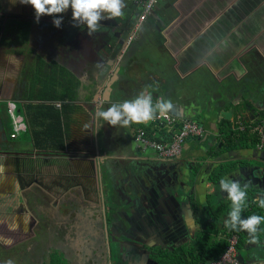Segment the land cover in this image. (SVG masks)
Segmentation results:
<instances>
[{"label": "crops", "instance_id": "1", "mask_svg": "<svg viewBox=\"0 0 264 264\" xmlns=\"http://www.w3.org/2000/svg\"><path fill=\"white\" fill-rule=\"evenodd\" d=\"M143 2L125 0L123 16L102 20L99 31L92 34L85 25L75 26L71 8L57 14L63 16L57 28L54 16L42 15L37 23L32 6L19 0H4L0 5L4 20L0 21V203H15L8 206L12 207V220L2 216L0 232L15 231L30 237L35 234L31 224H39L34 216L51 214L53 220H60L53 223L64 234L63 241H55L53 251L66 264L82 240L75 241L70 230L64 229L67 211L58 212L67 195L73 194L69 190L57 194L51 187L66 189L68 181L83 173L85 195L89 200L99 199L106 218L102 203L108 207V187L118 189L124 199L128 192H122L121 182L145 185L146 189L140 190L148 198L151 195L147 192L155 186L150 181L152 167L157 169L162 161H168L133 143L139 128L154 133L150 129L153 120L111 126L96 119L97 105L106 110L112 103L133 99L141 92L151 94L154 103L160 98L170 100L172 108L166 113L170 118L177 124L198 121L205 130L202 139L186 141L180 158L175 159L186 156L183 160L192 163L187 169L195 167L200 159L204 161L200 167H204L208 152L218 142L220 121L227 120L234 127L240 124L249 134L253 120L264 126V0H157L152 12L137 26ZM53 95L64 98L54 103L68 105L62 118L64 150L38 151L29 138L28 127V131L10 139L12 126L5 112L6 101L14 102L27 124L26 105L46 103ZM166 129L161 128L154 136L160 137V131ZM175 160L164 163L173 168ZM253 165L240 167L235 174L238 180L249 179L251 185L258 186L264 183V177L262 171L257 178L250 177L248 168ZM214 166L203 173L200 168V178L206 181V174ZM159 169L154 175L159 178L155 187L162 190L168 179ZM142 170L148 171L149 177L139 176ZM63 178L67 179L64 183ZM164 192L151 200L152 206H145L154 217L156 213L157 219H163L173 212H185L184 205L176 208ZM135 211L145 213L142 208ZM57 212L60 215L56 217ZM184 222L167 232L164 221L156 222L151 232L155 237L145 240L176 248L193 238L185 240L192 226L189 228L190 221ZM181 235H186L183 240ZM173 237L175 242L171 241ZM166 238L171 243L168 246L160 243ZM241 257L249 264H264V251L250 250Z\"/></svg>", "mask_w": 264, "mask_h": 264}, {"label": "rangeland", "instance_id": "2", "mask_svg": "<svg viewBox=\"0 0 264 264\" xmlns=\"http://www.w3.org/2000/svg\"><path fill=\"white\" fill-rule=\"evenodd\" d=\"M2 1L4 0H0V5ZM1 20L3 19L0 17V21ZM6 103L14 104V102L12 101H6ZM260 122L261 121L257 119V120H253L252 124H249L250 125L249 128L251 132L256 131L255 129L257 127H261V128L264 127L263 125H261L263 123L260 124ZM198 123L200 124V122ZM238 125L240 127V124ZM238 125H237V129H239ZM150 126L151 124L146 125V128H150ZM153 128H154V125H152V128L150 129L153 130ZM203 137H205V134ZM133 143L135 144L136 141L134 140ZM208 143L209 145H211L213 142H208ZM136 146L137 144H135V147ZM185 157L186 156H183V158ZM244 157L250 158V159H257L264 163V157L263 156L261 157L259 150H257L256 148L246 151ZM183 158L180 160L178 159L175 160L173 162L175 163L173 168L172 166L171 168H169L165 163L163 165H161L162 163H160L161 168L158 166L157 169L160 168L158 171L162 169L165 170L163 171V174L167 176L168 182L167 183L164 182L165 188H163L162 190H159L158 187L157 188L155 187L157 185L156 181L159 178L151 177L152 180L150 181L151 182L154 181L155 186H152L153 189L147 192L148 195H151L148 198H145L144 196L145 194L142 192L143 190L146 189V186L145 185L143 186L141 184L139 185L140 187H138L136 185H131V184L125 185L123 182H121L122 186L121 185L120 186H121L122 192H128L124 199L119 197L120 194L118 192V189H115L112 187H108L107 189V193L109 196L107 197L106 204H108V207L105 208L106 210L104 212L107 214L106 218L108 217V220H106V224L108 228L110 227L113 228L112 225H115L117 231L121 233V234L119 233V236H118V238L119 237L121 238V240L118 242V243H121V246H119V244H117V246L120 247L122 251L119 250L120 248H117V252L121 251L122 255L124 256V254L127 253V252L125 253L127 248L129 247L131 249L134 248L135 253L132 254L133 256L130 255L129 257L130 258L129 262L131 264H140L137 253H140L144 257L147 258L148 255L151 253L150 248L154 245H157V243L155 244V242L151 240H142L139 238V236L137 237L136 234H134L135 232L134 230L141 228L142 224L144 225L150 224L153 228H155L156 226L154 227L153 224L156 225L157 220L158 222L164 221L166 223L165 226L168 225V227L164 228L167 232L168 228H171L177 225L181 226V223H183V221H186L184 223H187V221L188 222L190 221L188 223L189 228H191V226L192 228L190 229V232H189L190 234L187 235L185 240H187L188 238H192L194 236V233L198 229V224L196 223L193 217V212L191 211L190 206L186 205V203L188 202L184 203V200H181V196H184V197H189L190 195L196 196V199L200 206V213H201L202 218H206L208 215L207 206L209 202H208L207 197H210L212 199L211 203L215 201H220V199H224L225 202L229 201V199L227 198V194L223 192L219 187L220 181H218L217 183V188H215L214 185L208 184L207 181H204V179L202 178H200L198 181H194L195 178L192 177V174H190V172L187 169V167L191 166L192 163H188L186 162V160L184 161ZM250 164H256V163L250 161ZM157 169H156V166H153L152 168L153 175L156 174ZM248 169H250V171L249 170L248 171H249V175L251 178H257L259 176L258 171H262L260 172V175L264 177V167L260 165H253V167L251 166ZM239 170L240 168L234 170L233 172H230L226 177L230 179H234V180L240 179V177L235 174V173H238L237 171ZM139 172L140 174L138 175L141 176L142 178L143 177L147 178L150 175V173L146 170H142ZM81 175H83V173H80L79 177L74 176L73 181H68L67 183L69 185H67L66 189L65 187H63V189L61 187L59 189L56 187H51V189L54 190V192H57V194L65 193V192L68 193L69 191L71 194H73V196L67 195L66 199L64 200L67 202H64L63 204H61V206H59L58 212L63 213L64 210L67 211V214L69 215L66 214L65 216L69 218L67 221L63 219V227H65L64 229L66 231L70 230L71 237L74 234H76L78 242L79 240H81L82 235H85V236L88 235L90 236L91 239L93 238L96 240L97 237L101 235L102 228H103V215L100 210L101 205H100L99 199H97V201L96 200L93 201L87 198V195H85V191H84L85 184L83 183ZM66 180H67L66 178H63L61 182L64 183V181ZM239 181H241L242 184L249 183V187L261 190V192L250 193L249 198L251 200H254L255 197L258 195L264 194V183L259 184L257 186V185H251L252 182L249 179L248 180L243 179ZM193 182H195V184H193ZM198 183L199 185H197ZM195 185H197V188ZM46 188L49 190L50 188L49 185ZM135 189H139L137 191L138 194L135 193ZM140 189H142V191ZM164 191L169 195L170 198L174 200V205L176 208L181 207L182 205L186 207L185 212L183 211L184 214H182L183 212L181 211H177V212H173L172 213L173 215L169 217H163V219L156 220V218H159V215H157L156 213L155 215L156 218H153L154 213L150 212L149 209H146L145 206H152L151 200H155V198L159 196L158 193H162ZM13 203L14 202L12 201L7 204L0 203V221L3 220L2 216H5V218H8V219L10 218V220H12V207L9 209L8 206L12 205ZM136 208L144 209L145 213L140 212V211H135ZM58 212L56 214V217L60 215ZM178 212L180 215L177 214ZM49 215L51 214L40 216L37 213L34 216V218L39 222V224H37V222L34 224H31V230L35 232L34 234L35 236H33L32 238L19 234V236L17 237L18 242H16L15 241L16 239H13L9 235L0 234V264H5V261L9 259L13 261V264H52L53 258H55V256L57 255H54L56 253L55 251H53V248H51L49 244L51 243L52 247H54L55 245H57L56 244L58 242L57 240L63 241L62 238L64 237V234L61 230L56 228L53 223V222H58L60 220H58V218H55L53 220L52 217H49ZM226 220L227 218L223 216L222 223L217 224V229L219 233L218 236L219 238H222V239L227 237L224 234V225H225ZM72 232H74V234ZM43 236L46 237L48 240H46L45 238L41 239L43 238ZM77 240L75 239V241ZM167 240L168 239L166 238L165 242H160V243H163V245L168 246L171 243H168ZM6 241H11V243H6ZM47 241H49L48 244L45 243ZM82 244L84 245V248L86 249V253L87 252L89 253L92 247L88 246L86 241ZM82 244L77 245V248H76L77 252L79 251ZM249 246L253 247L254 243L249 244ZM161 247H166V246H161ZM255 247H257V251H260L261 253L262 251H264V246L256 245ZM244 250L248 251L249 250L248 246H246ZM76 251L74 250L72 252L71 254L72 259H69L68 261L66 260V262L70 261L69 262L70 264H75L74 259L78 256ZM254 255H257V254H254ZM249 256H252V254H249ZM250 260H253V259H250ZM248 262H249L248 260H243L244 264H249ZM121 263L125 264L124 262H121ZM77 264H84V263H77ZM144 264H154V263L153 261H151V263L146 262Z\"/></svg>", "mask_w": 264, "mask_h": 264}, {"label": "trees", "instance_id": "3", "mask_svg": "<svg viewBox=\"0 0 264 264\" xmlns=\"http://www.w3.org/2000/svg\"><path fill=\"white\" fill-rule=\"evenodd\" d=\"M46 103L28 104L25 107V115L27 118V127L30 130V139L33 147L38 151H48L53 153H61L64 150V134L62 128V118L65 113L66 104H62L60 109L54 107L53 101H64V98H57L53 95L51 98L46 99ZM63 112V113H62ZM219 136L217 144L208 152V161L204 164L202 159L198 160L195 167L188 169L195 181H198L202 173L205 172L206 166L209 164L215 165L212 171L208 172L207 183L214 185L217 188V183L222 178H225L230 172L245 165H251L250 161L255 162V165L264 167V163L257 159H247L244 157L246 151L254 149L258 143V133L248 131H239L237 125L235 127L227 120H222L218 124ZM157 129V128H156ZM160 130V128H159ZM248 130V129H247ZM28 131V130H27ZM264 132V127H263ZM160 136L166 137L164 131H160ZM202 139V138H200ZM231 152H239L234 155V158L224 159L225 154ZM211 165V166H213ZM198 179V180H197ZM195 184V182H193ZM248 206L242 213L243 217L257 214L264 215V209H261L254 200L249 198L252 192H258L256 189L248 188ZM208 198L206 218H202L200 213V206L194 195L189 197L181 196V200L188 202L193 217L198 224V229L194 233L192 240L187 241L175 250L167 248H160L158 246L151 248V253L148 257L140 256L139 262L144 264L146 262L154 264H202L214 259H217L225 250L227 242L226 238H219L217 224L222 223V217L228 219V213L231 209V201L224 200L215 201L211 203L212 199ZM186 200V201H185ZM257 233V242H252L246 231H234L226 228L224 225V234L228 237L231 235L236 236V248L241 256L246 255L247 251L244 250L249 244L254 246L250 250H257L256 245H264V223L260 226ZM248 250V251H250ZM56 255V254H54ZM52 264H66L60 260L59 256H55Z\"/></svg>", "mask_w": 264, "mask_h": 264}, {"label": "clouds", "instance_id": "4", "mask_svg": "<svg viewBox=\"0 0 264 264\" xmlns=\"http://www.w3.org/2000/svg\"><path fill=\"white\" fill-rule=\"evenodd\" d=\"M19 3L32 6L37 23L42 15L54 16L53 24L57 28L61 27L63 20V16L57 14L65 13L71 8L75 26L85 25L89 34L99 31L102 20L122 17L126 7L125 0H19ZM171 108L170 100L160 98L154 103L151 94L141 92L133 99L112 103L106 110L97 105L95 116L97 120H103L111 126L126 127L132 123H147L156 119L158 115L166 114ZM153 125L155 133L159 128H166L164 125L160 127V123L156 121H153ZM167 130H163L164 134ZM219 187L231 201L225 227L234 231H246L250 240L257 242V233L260 230L259 226L264 223V215L242 216L248 206L249 183L242 184L239 180L225 177L220 180ZM253 202L264 209V194L256 196ZM5 264H13V261L9 259Z\"/></svg>", "mask_w": 264, "mask_h": 264}, {"label": "built area", "instance_id": "5", "mask_svg": "<svg viewBox=\"0 0 264 264\" xmlns=\"http://www.w3.org/2000/svg\"><path fill=\"white\" fill-rule=\"evenodd\" d=\"M157 0H144L142 5V11L138 19V25L142 23L146 17L152 12ZM135 34V33H133ZM132 37L129 38V42ZM55 108L60 109V103H52ZM5 112L10 120L12 126V132L10 134V139H15L20 133L27 130V124L25 117L21 112L17 111L15 104L6 103ZM165 119L164 127L168 128L165 138L155 137L156 131L154 133H148L144 128H139L135 132V141L139 143L141 149H151L154 151L156 156L162 160L176 159L181 155L182 147L188 140H197L204 136L205 130L203 127L195 120H183L179 122L176 127L177 121L170 118L167 114L158 115L156 121L160 123V118ZM244 127H239V131H243ZM258 133L259 141L256 144V149L259 151H264V132L263 128L257 127L255 129ZM159 135V134H157ZM226 248L224 252L217 258L202 264H244L239 261V253L236 250L237 238L234 235L226 237Z\"/></svg>", "mask_w": 264, "mask_h": 264}, {"label": "flooded vegetation", "instance_id": "6", "mask_svg": "<svg viewBox=\"0 0 264 264\" xmlns=\"http://www.w3.org/2000/svg\"><path fill=\"white\" fill-rule=\"evenodd\" d=\"M259 152H261V151H259ZM236 154H239V152H232V154L231 153L230 154H225L222 157L234 158L233 156L236 155ZM172 160H175V159H171V161ZM169 161L170 160L164 161V162L167 163ZM164 162L162 161L161 165H163ZM211 165H213V164H209L208 166H211ZM208 166H206V168ZM162 171H165V170H160L159 172H162ZM161 174H163V173H161ZM153 177H154V175H153ZM153 218H156V217L153 216ZM106 220H108V217L106 218ZM156 220H157V218H156ZM157 223H158V220H157ZM160 223L161 222H159V224ZM112 226H113V228L112 227H110V228L107 227V230L104 229V226H103L102 233H101V235H99V237H97L96 240L93 239V238L91 239L90 236L82 235V237H81L82 243H84V240H85L87 242L88 246H91L92 248L90 249L89 253L88 252L86 253V249L84 248V245L80 242V244H82V245H81L79 251L77 252L78 256L74 259L75 260V264H77V263L94 264L95 262L93 261V259H96V261H97L95 264H122L121 262H124L125 264H131L129 262L130 261L129 257H130V255L135 253L134 252V248L133 247H132L133 249H131L130 247L127 248L126 251H125V253L126 252L127 253L124 254V256H123L122 253H121L122 249L117 246V244H119V246H121V243H118L121 240L120 237L118 238L120 232L117 231L115 225H112ZM141 226H142L141 228L134 230L135 231L134 234H136L137 237L139 236V238L142 239V240L152 239L153 236H154L153 234H151V232L153 230V227L151 225H149V224H146V225L142 224ZM0 233L3 234V235H9L13 239H16L15 240L16 242H18L17 241L18 240L17 237L19 236V234L17 232L14 231V232L5 233L3 231V232H0ZM33 236H35V235L31 234V236L29 238H32ZM72 237H73L74 240L75 239L77 240V235L76 234H74ZM179 237H180V235H179ZM44 238L46 240H48L44 236L41 239H44ZM181 238H182L181 240H183L185 238V236L181 235ZM175 239L176 238L173 237L171 241H173V240L175 241ZM90 240L92 242H96V243L92 245ZM48 242L49 241H47L46 244H48ZM153 247H156V245L152 246L151 248H153ZM158 247L166 248V247H161V246H158ZM52 248H54V247H52ZM117 248H120L119 250H121V251H118L119 253L117 252ZM176 248H178V247H176ZM176 248H174V249L168 248V249L169 250H175ZM236 250H237V248H236ZM237 252H238V250H237ZM137 255H138L139 259H140V256H143L140 253H137ZM88 257H92L91 260L94 263L91 260H89ZM244 260H246V259H244ZM69 262H67V263L70 264Z\"/></svg>", "mask_w": 264, "mask_h": 264}, {"label": "water", "instance_id": "7", "mask_svg": "<svg viewBox=\"0 0 264 264\" xmlns=\"http://www.w3.org/2000/svg\"><path fill=\"white\" fill-rule=\"evenodd\" d=\"M164 124H165V119H164L163 117H161V118H160V127H162ZM200 125H201V123H200ZM201 126H202V125H201ZM176 127H177V126H176ZM205 139H206V138H205ZM205 139H204V140H205ZM204 140H203V141H204ZM260 155H261V157H262V156L264 157V151H261V152H260ZM152 168H153V167H152ZM206 169H207V168H206ZM134 170H135V169H134ZM151 170H152V169H151ZM193 178H194V177H193ZM102 205H103V214H104V216H105V213H104V212H105V211H104V208H105L104 205H105V204H104V202L102 203ZM103 219H104V223H103L104 229L107 230L106 219H105L104 217H103ZM238 258H239V261H240V262H243V259H242V257H241L240 254H239V257H238Z\"/></svg>", "mask_w": 264, "mask_h": 264}]
</instances>
